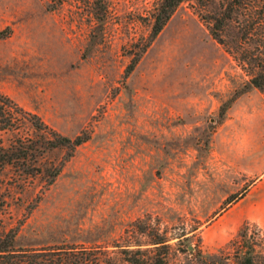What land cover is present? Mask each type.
<instances>
[{
	"label": "rangeland",
	"instance_id": "374dc122",
	"mask_svg": "<svg viewBox=\"0 0 264 264\" xmlns=\"http://www.w3.org/2000/svg\"><path fill=\"white\" fill-rule=\"evenodd\" d=\"M160 1L106 0L101 26L92 0L55 10L57 0H0V93L24 125L0 140L32 134L29 114L64 137L89 138L48 157L59 177L4 173L28 177V210L14 208V223H25L28 248L110 246L100 257L112 263L155 255L137 252L148 248L137 246L150 241L147 229L154 239L186 234L158 252L167 264H236L248 243L264 264V230L229 203L264 185V91L239 95L257 67L212 36L222 0H185L128 74ZM260 22L247 47L264 60ZM231 24L226 42L240 45L241 26Z\"/></svg>",
	"mask_w": 264,
	"mask_h": 264
},
{
	"label": "trees",
	"instance_id": "16d2710c",
	"mask_svg": "<svg viewBox=\"0 0 264 264\" xmlns=\"http://www.w3.org/2000/svg\"><path fill=\"white\" fill-rule=\"evenodd\" d=\"M185 0H161L157 8L153 12L150 21V37L146 44L141 47L137 59L133 61L128 69V74L133 72L137 62L142 55L146 52L151 43L160 35L165 26L170 21L173 14L183 4ZM65 0H57L56 4H52V8L58 9L64 4ZM217 8L213 11L214 15L208 21L209 30L211 31L214 39L220 43L224 48L238 60V54L245 61L254 62L256 69L247 70L251 79L245 84L244 88L239 95L250 91L253 88L264 91V60L257 59L253 53L249 51L247 45H250V31L259 29L260 21L264 20V0H222L218 2ZM92 8L95 18L103 25L104 19L108 13L106 0H92ZM241 26L244 36V42L240 45H229L225 39V31L235 22ZM264 29V28H263ZM259 31V30H257ZM260 34L259 32L257 33ZM263 36V34H261ZM239 46L242 48L239 50ZM239 50V51H238ZM258 51L262 50L260 46ZM264 54V51L262 52ZM240 61H243L239 58ZM244 62V61H243ZM10 99L0 93V132L17 133L22 130L19 115L22 112L14 111L10 106ZM232 101H227L222 105L220 120H224L226 111L230 107ZM26 116L30 123L32 134L28 136H17L15 139L10 140L6 145L4 141L0 140V264H120L118 261L112 263L109 258L105 261L100 256H108L110 254L106 246V250L101 253L90 251L87 248H70L56 250L55 248H28V243L24 241L25 235L22 232L25 226L24 222L18 225L14 223V208L18 211L23 209L28 210V200L26 198L28 192V177H2L7 170H13L17 173H22V176H50L51 170L54 173L51 177H59L61 170L60 166L53 165L48 159L53 153H57L62 149L76 150L78 147L85 144L88 139L78 137L71 139L64 137L58 132L50 129L40 117L35 115ZM22 120V119H21ZM54 181H52L53 183ZM238 198L231 200L229 203L236 202ZM26 215L25 213H21ZM28 216V213L27 215ZM248 223L238 233L239 237H246L248 230ZM147 238L150 239L148 243H137L139 247H148L146 249H139L140 254L155 253L146 259H143V264H167V256L158 254L162 248H170L168 245L172 239H181L186 236H177L172 239L159 235L157 239L151 238L149 230L142 231ZM180 241V240H179ZM121 249L122 253H127L125 246L116 244L113 245ZM112 246V247H113ZM238 259L236 264H259L258 253L256 248L248 245ZM107 260V259H106Z\"/></svg>",
	"mask_w": 264,
	"mask_h": 264
},
{
	"label": "crops",
	"instance_id": "0c3cea01",
	"mask_svg": "<svg viewBox=\"0 0 264 264\" xmlns=\"http://www.w3.org/2000/svg\"><path fill=\"white\" fill-rule=\"evenodd\" d=\"M260 177H264V172ZM245 197V195H242L234 204L237 203L238 207L241 208L239 212L243 211L248 214V220L256 222V224L264 230V185L257 191H251L248 198L246 197L245 199ZM239 201L242 203H238ZM235 214H237V212H235Z\"/></svg>",
	"mask_w": 264,
	"mask_h": 264
},
{
	"label": "water",
	"instance_id": "95a60500",
	"mask_svg": "<svg viewBox=\"0 0 264 264\" xmlns=\"http://www.w3.org/2000/svg\"><path fill=\"white\" fill-rule=\"evenodd\" d=\"M190 249H192V247H190Z\"/></svg>",
	"mask_w": 264,
	"mask_h": 264
}]
</instances>
